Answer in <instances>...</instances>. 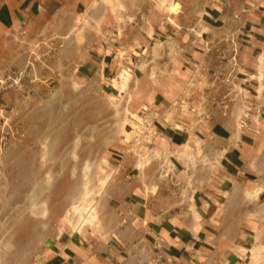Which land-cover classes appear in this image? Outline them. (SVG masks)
I'll list each match as a JSON object with an SVG mask.
<instances>
[{
    "label": "rangeland",
    "instance_id": "rangeland-1",
    "mask_svg": "<svg viewBox=\"0 0 264 264\" xmlns=\"http://www.w3.org/2000/svg\"><path fill=\"white\" fill-rule=\"evenodd\" d=\"M206 3L88 0L75 10V22L67 21L68 8L35 37L16 41L0 71V264H34L65 234L110 247L117 236L115 199L126 193L128 174L140 185L156 184L152 190L158 188L164 202L179 206L212 177L220 141L200 140L197 127L217 116L237 117L244 104L236 101L243 91L235 86L237 46L230 39L210 40L205 73L198 68L182 88L179 69L188 53L177 30L193 27ZM101 45L114 51L108 56L116 62L114 88L101 65L91 77L79 75ZM127 64V83L117 85ZM156 89L183 99L169 104V113L151 115ZM162 122L179 130L186 124L175 123H188L193 134L180 145L164 137ZM81 215L89 220L79 225ZM133 251L122 253L118 264H150L147 252Z\"/></svg>",
    "mask_w": 264,
    "mask_h": 264
},
{
    "label": "crops",
    "instance_id": "crops-1",
    "mask_svg": "<svg viewBox=\"0 0 264 264\" xmlns=\"http://www.w3.org/2000/svg\"><path fill=\"white\" fill-rule=\"evenodd\" d=\"M81 4L87 6L88 0H0V71L10 63L16 41L35 37L68 8L73 13L67 21L75 22L74 12ZM193 24L177 30L178 45L188 53L183 54L179 69L186 78L180 81L182 88L192 83L198 68L205 73L204 53L216 37L236 43L231 62L234 60L235 86L243 91L236 101L244 109L237 117L234 113L223 119L217 116L197 127L200 140L212 137L220 141L212 177H205L191 200L179 206L164 202L158 188L152 190L156 184L140 185L135 174H128L122 180L126 193L115 199L117 236L110 247L101 249L89 237L65 234L46 247L34 264H118L127 250L136 254L144 250L150 264H264V0H207ZM113 52L109 45L97 46L94 58L80 66L79 75L91 77L101 65L102 77L116 87L111 82L116 62L111 64L108 58ZM126 67L127 75L125 79L116 77L117 85L127 83L132 67ZM154 91V103L148 110L151 115L161 116L166 108L169 113V104L183 99L179 92L164 96V92ZM162 123L168 130L164 137H174L180 145L193 134L188 123H175L186 124L180 130L170 122Z\"/></svg>",
    "mask_w": 264,
    "mask_h": 264
},
{
    "label": "bare ground",
    "instance_id": "bare-ground-1",
    "mask_svg": "<svg viewBox=\"0 0 264 264\" xmlns=\"http://www.w3.org/2000/svg\"><path fill=\"white\" fill-rule=\"evenodd\" d=\"M126 75H127L126 72L123 71V72L120 74L119 77H120L121 79H125V76H126ZM88 207H89V206H88ZM87 210H88L87 212H88V215H89V214H90V211H89L90 209H87ZM84 211H85V210H84ZM86 216H87V215H86ZM88 217H89V216H88ZM79 218H80L79 225H80V224H83L84 222H86V221L89 220V218H86V217H84V216H82V215H81ZM80 228H81V226H80Z\"/></svg>",
    "mask_w": 264,
    "mask_h": 264
},
{
    "label": "built area",
    "instance_id": "built-area-1",
    "mask_svg": "<svg viewBox=\"0 0 264 264\" xmlns=\"http://www.w3.org/2000/svg\"><path fill=\"white\" fill-rule=\"evenodd\" d=\"M1 146H2V141L0 140V149H1ZM159 241H161V239ZM160 246H161L160 243L156 244V248H159Z\"/></svg>",
    "mask_w": 264,
    "mask_h": 264
}]
</instances>
